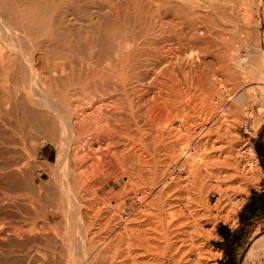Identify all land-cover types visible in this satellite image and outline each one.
<instances>
[{"label": "rangeland", "instance_id": "rangeland-1", "mask_svg": "<svg viewBox=\"0 0 264 264\" xmlns=\"http://www.w3.org/2000/svg\"><path fill=\"white\" fill-rule=\"evenodd\" d=\"M96 1H97L96 5H93L87 11V15H85L86 16L85 18L87 19L84 18V21L83 22L81 21L82 23L79 22L78 24L81 23L82 26V24L85 22L82 27L87 28L86 25H88L90 21L97 22L98 19H100V17L102 18L105 16L104 18L106 19L108 17H112L111 15H113V19L108 18L111 19L112 22H114L112 23L111 32L109 33L112 35V39H111V35L109 36L108 34H106L105 36V38L110 39L109 42L111 44L119 48L122 44L120 50L122 49L124 53L129 51L132 52L134 51V49L136 50V48H139L141 45L144 46L143 47L141 46L140 50H137L139 52L141 51V48L142 50H144L143 49L144 47L147 49L148 47L152 49L161 48L159 49L161 51H158L159 53L162 52L161 53L162 55H160V57L163 56L166 58L167 56L166 58L167 60L162 57L161 63L163 64V66L161 65V63L158 65L159 67L157 66L158 68L154 67V69L152 68L153 66L151 67L146 66V71L144 67H139V69H137L138 68L137 66H132L130 70L134 72L129 70L130 73L131 72L136 73L140 71L141 76H139L140 77L139 79L137 77H132V78L130 77L127 80V82L124 83L123 85L121 83L120 76H118L120 71V66L118 64H116L115 62L111 64L107 60H103L102 63H99V66H101L103 62L105 65L111 64L112 66L115 64L116 66L115 72L117 71L115 73V75H117L116 78H118L117 80L115 78V85H116L115 87L118 90V91L116 90L115 93L117 95H115L114 93L113 96L106 97L107 99L104 97L105 98L103 99L104 103L101 102L100 107L98 109L99 111L102 110V112L105 111V113L107 112L109 114H112V116L115 117L116 119L112 117L114 123L111 122L112 124L110 123L108 125L107 123L106 124L102 123L104 120L100 122L98 121V123L99 124L102 123L101 125L102 126L104 125L103 128L107 132V135H105L106 132H103L104 134L102 133V135H104L103 137L105 138V143H108L111 140V142H113L112 144H115V145H111V147L110 146L108 147V149L110 148L109 152L111 150L112 151L110 153H112L113 151L116 152L118 149H120L121 152L118 150L119 151L118 153L117 151L118 157L114 156L118 158V160L119 159L121 160L119 161V165H118V161L114 160V158L111 159L112 162H110V164H108L107 161L104 162L102 160H99L97 164L87 165L88 163H86V159L88 158H85L83 154L86 153V149H88L89 147L88 143L79 144V146L78 144H76V137H74L75 134L73 133L74 132L73 126H70L72 125L70 118L77 115L78 112L82 114L81 115L78 113V116L81 117L85 116V113H83V111L84 110L86 111L88 108L87 106L91 105L89 102H87L88 99L83 98L81 94L79 95L81 97L77 96L80 92H77L76 93L77 95L76 94L72 95L71 101L73 103L76 101L75 102L76 105L73 104V108L74 107L78 108V105L79 106L82 105V106H81V110H79L80 107L78 109L77 108L74 109L75 111H77L76 114L75 112H73V115H70V113H72L73 110L72 111L70 109L68 110L69 107L66 104L67 101L64 102L60 101L58 97H54L52 93H49L48 91L47 94L46 89H44V87L41 86L42 84L39 83L40 79L38 80L37 78H33V82L31 81L32 79L30 80L31 82L28 84V86L31 85L30 88L27 86L30 89V93L28 92L29 94L27 96L32 100V102H34L35 99V103H33L34 105L33 108L31 109L32 112H34L35 110H36L35 112H37L38 110L41 111V113L49 115L55 120L57 124V129L59 128L58 129L59 131L56 130V132L53 134H51L50 131L48 133V131H46L47 130L46 128V130L41 129L39 131H36L35 133L34 132L30 133L31 135L29 134L22 138L17 137L16 135H15L16 137L14 136L15 138H17V140L15 139L17 141V143H15L16 150H18L17 158L18 159L20 158L19 160L18 159L17 160L19 162L18 163L19 169L21 170L20 171L21 187H19L18 189L19 190L18 192L20 194L19 197H20L21 206L24 207L25 204H27V201L29 200V196L32 197L35 195L34 199H35V205H36L38 217H36V225H34V231H33L34 237L37 239V241L40 240L44 241L45 238V240L52 239L57 243L59 242L58 245L64 243L67 245L66 248H69L70 245L68 244L69 241L71 242V245H75L79 243L78 246L77 245L73 247L70 246V248L67 249V254L69 255L68 258L70 257L71 260L75 259L74 257L75 255L77 258V255H79L80 253L84 254L83 250H85L84 248L89 240H92L96 244L95 252L99 251V249L102 250L105 248L106 250H109L107 248H110L111 250L113 249L112 247H114L113 251L115 250L114 252L117 254V252L126 250L128 247L133 246L134 244L139 242L140 238L137 239L135 229L133 230L134 224L133 223L131 224L130 220L133 217L141 216L142 218H146V219L137 222V224L139 225L143 224L141 228L142 227L146 228L149 235L152 237V240L155 241V244L158 245V250L156 249L152 250L153 256L152 255L150 256H152V258H156V257L158 259L160 258L161 260L159 264H171L170 260H168L169 256L171 255V252H169L167 248L169 247L168 244L171 241H174L176 238L172 237V235H168V232L171 229L169 228L171 223L170 220L171 218L169 216L172 212H176L179 217L178 219L180 220L181 223L187 220H191L192 219L191 216L194 217L196 216L195 218L200 220V224H201L200 226L204 232L208 231L212 226L214 231V233L211 234V236L205 239L203 236L199 237L195 235H189L188 233H181L178 237L177 244L178 245L180 244L179 246H182V249L186 250L187 248L192 246L193 242L195 243L196 241L198 242L200 241L204 243V244L202 243L203 247L205 248L203 250L204 252L203 256L207 255L204 256V258H207L206 261L208 264H264V255H262V253L260 255V260H257L255 255H252V257L249 256L248 258L245 257L247 251L249 250V247L252 245L253 240L256 238V236L264 234V217L255 220V222H253L251 225L247 226L242 231H239V233L241 234V243L239 246H237V248L233 250L232 254L230 255L231 258H234L233 262H230L229 259H227L225 262L223 261L224 252L221 248L218 247L217 244V242L222 241V237L219 236L217 232L218 225H226L231 230H235L240 225V221L238 217L239 211L244 205V203L247 201L251 193V190L252 189L261 190V188H264V165H262V162H260V158L258 154L254 153L253 156L254 158L252 157L254 159V166H253L254 168H249L248 159L246 158V154H245V150L248 151V148L251 147V144H255V141L264 142V112H262L264 111V106L259 105V103H257L255 107L249 111L248 114L244 115V120L241 123L234 124L233 126H230V119L229 120L228 118L225 119L226 122L224 123V127H222L224 128V130L222 128L213 130L209 134V136H206L205 132L201 128L203 122L208 123L209 121L207 120L209 119L207 112H210L211 105H216L217 102L222 101L217 104L218 110H216V112L218 111V114H221L220 113L221 111L219 110L221 106L224 105L227 106L230 102L234 101V98H232L231 100L228 99L224 88L221 86L222 83L221 82L219 83V81L215 80L213 76L209 75L211 72V68L208 67L207 62L214 59L213 57L215 56L213 55L216 54L215 53L216 48H218L217 50L220 51V52L217 51V53L219 52V55H223L225 50V48L223 47L226 46L227 40L232 38L235 41L234 43L235 51H237L236 50L237 48L241 49L236 52L239 58H243L246 60L248 58L246 52H248L250 53L248 55L252 57V59H254L255 61L259 62L261 59H264V0H254V3L253 0H247L248 3L245 5V8L248 7L249 10L251 9L250 11L248 10V8L246 10L244 8L243 11L241 10L240 3H242L243 0H239L242 1V2L238 1L239 3L237 2V0H234L233 1L234 3L231 1L228 2L227 0L226 1L225 0H190V1L188 0H113L112 1L111 0V2L110 0L107 1L96 0ZM244 3H246V0H244V2L242 3L243 7H244ZM112 4L117 5V8L115 7V5L112 6ZM238 5L240 7L239 9L237 7ZM109 6H111L112 9ZM212 6L216 9H213ZM127 7L129 8V10H127L128 9ZM114 8H116L117 10H119L120 8L119 12L121 11L122 8V12L120 13L118 11L116 12V9L113 11ZM184 9L187 12H185ZM188 9L190 10L188 11ZM123 11L125 12L128 11L127 14L129 13V15H127ZM110 12H112L113 14H111ZM192 13L193 15L196 14V16H192ZM246 13H249L248 14L249 17L247 16ZM115 14H117L118 16ZM186 14L189 16V18L188 16H186ZM250 15L252 16V18L250 17ZM115 16H117L118 19ZM125 16H127L126 19L124 18ZM129 16H131L130 19H128ZM193 17H195L196 19ZM190 18L192 21L190 20ZM114 19H117V22ZM199 19L202 20L200 21ZM127 20L130 21L128 22ZM100 21L102 22V19H100L98 23H101ZM118 21H120L121 23L120 22L118 23ZM122 21L124 22L122 23ZM187 21L190 23H188ZM124 23L126 28L124 27ZM131 26L135 27L134 33L135 32L140 33L137 36H135L136 42L133 41V38L135 39V37H134V33L132 34L133 28ZM190 26L192 27L190 28ZM128 27L132 28V30H130V28ZM214 27L215 29H213ZM119 28L121 31H119ZM85 32L83 33L84 35L86 34ZM112 32L115 33L117 32V34L115 33L112 34ZM217 33L219 35H217ZM4 34L3 36L1 34V36L4 38L0 36V47L1 49H3L5 55H10L13 52H15L14 50L19 48L20 50L24 49L22 48L24 45H26L24 44L26 43L24 41V38L18 39L15 38L16 36L14 35L15 37L13 39V34L12 35L5 34V36ZM158 34L160 35V37ZM94 36L93 38L95 37L97 38V36L95 37ZM9 37L12 38L10 39ZM7 38H9V40ZM128 38H130V41H128L129 40ZM145 38L146 40H143ZM150 38L151 39L153 38V40H151ZM160 38L163 39L161 40ZM165 38L168 40L167 42ZM116 39H118V42ZM131 39L133 42L131 41ZM122 40L125 41L123 42ZM157 40L159 41L158 42L159 47L156 45ZM20 41L24 42L23 45H21L22 42ZM96 42H93V44H91L90 50L97 53V50L102 49L104 47V44L102 42L98 43L99 41L97 43ZM13 43L14 44L21 43V44L18 47L15 46ZM223 44L225 46H223ZM94 46L96 47L93 48ZM26 49L27 48H25V50ZM94 49L96 51H94ZM222 50L223 52H221ZM26 51H30V50L27 49ZM182 51L184 54L193 56L191 57L193 58L192 60H195L194 62L196 63V65H198V68L203 70V72L207 74L208 78L200 77L199 79V76L197 75L196 73L197 71H195V69H189L185 66H181L180 64H178L175 56L177 57L180 54V52L182 53ZM189 52L191 54H189ZM170 57L175 59V61L172 60ZM196 60L198 63L196 62ZM164 67H166L167 69ZM105 68L107 69L106 66ZM177 68L178 70H176ZM181 69H183L185 72L182 71ZM142 70L143 72H141ZM169 70H171L172 72ZM144 73L147 74L145 75ZM196 75L198 78L196 77ZM189 77H191V79ZM257 78L258 76L255 75L253 80H251L248 83H243L242 84L243 88L241 87L240 91L245 90L247 87H251V86L258 87L257 86L259 85L258 81H262V80L260 78L258 79ZM201 79L202 80L204 79V81H202ZM142 80H144L143 81L144 83L142 82ZM195 80L198 82H196ZM240 80L242 81V79ZM35 82H37V85ZM116 82H119V84ZM129 83L131 84V86ZM261 86L262 88H264V85L261 84ZM134 88L135 89L137 88L142 92L137 91L136 89L135 91L138 93L137 94L134 91ZM29 89H27V91H29ZM94 89L95 88L92 89L93 90L92 95L95 93ZM142 89H144V91ZM217 89L219 91V94L217 93L218 92ZM34 91L36 92L35 93L36 95L34 94ZM118 92H120L121 95ZM44 93H46V95H44ZM161 93L163 94L162 96ZM97 94L98 93H96V96ZM127 94L130 96H127ZM131 94H135V95H131ZM48 96H50L49 97L50 99L48 98ZM75 97H77L76 100ZM261 97L262 99H264V95H261ZM55 98L57 102L54 100ZM80 98L81 99L83 98V102H80L81 100ZM30 99L28 100L30 101ZM77 100L80 103H78ZM81 103L83 104L86 103L87 105H83ZM53 104L56 106L55 108H53L54 107ZM63 105L65 106L63 107ZM66 106L68 107L67 111L68 112L70 111L69 113L66 111L65 108ZM260 106L261 109H259ZM58 107H59V111H58L59 113H57ZM38 108H41L42 110L41 109L39 110ZM49 108L51 109V111ZM62 108L64 109L62 110ZM60 110H62L63 112ZM65 112L67 113L65 114ZM55 113L57 115L60 114L59 116L60 118ZM61 113H63V115ZM115 114L117 115V117ZM62 116H64L65 118L64 121L61 119ZM59 119L63 122H59L60 121ZM67 119H70V121ZM135 123H137L138 125L139 124L144 125L143 127H145L143 128L142 131L144 132L145 130V133L143 134V136L145 135L144 145L134 144V141L132 140V136H133L132 130L134 127L136 128L137 125ZM106 127L109 128L107 129ZM220 130H222L223 132ZM108 131H110V133ZM67 132H71L72 135ZM127 133L130 135H128ZM176 135L177 136L179 135V137H177ZM173 136L176 138H174ZM108 138L110 140H108ZM117 139L119 140V142H117ZM122 141L125 142L123 143ZM131 141H133L132 142L133 144H131ZM159 148L161 149V151L159 150ZM165 148L167 149V151ZM168 149L169 151L173 150V152L171 151L169 153ZM72 153L77 154L79 158L78 157L76 158H78L79 160L76 158L73 159L75 155H73ZM171 153H173L175 156H173V154ZM168 154L169 156L172 155V157H169L170 158L169 163L168 161H166L168 158L167 157ZM82 155L83 157H80ZM209 159L212 160L209 161ZM184 160H187L186 163L184 162ZM223 160H225V162ZM228 161L230 163L231 162L234 163V165L232 166L234 169L233 168H231L230 170L225 169L229 173L228 172H224V174L221 173L220 177L222 178V180L224 179L227 180L226 175L230 173H233L234 175L236 174L237 176L233 180L228 181V185L231 184V188H232L230 192V194H232L231 197L233 198V201H235L238 204L236 208L235 219L232 221H228L226 223L222 221H215L213 223L211 219L206 217V214H208L207 209L210 206H212L217 200V193H216L217 179H215L216 177L214 178L215 174L213 172L218 168L220 170L222 169L224 170L223 164L228 163ZM164 162L166 164L165 165L166 167L164 166ZM112 164L113 165L115 164V166L117 165V167L113 166ZM113 167L118 169L113 170ZM121 167L123 169L124 168L127 169V167L131 168L130 170H128L131 175L128 176V174H123ZM249 169L250 171L252 170L254 174L258 176V182L255 184L251 183L250 180L246 178L247 177L246 173L247 171H249ZM113 171H115L116 173L115 175H112ZM238 172L239 173L242 172V173H240L239 175ZM237 173L239 176L237 175ZM167 174L168 176L169 175L170 176L168 177ZM80 175H81V179H80ZM168 178L173 182L176 179L178 180L179 185L177 189L172 190L169 187H165L166 184L168 183L167 182ZM165 181L166 183L163 184V182ZM239 185H243L244 190L242 191L238 190L240 187ZM114 186H116L115 190H117V187H119V189H121V192L119 193L115 192L116 193L115 194L114 191L112 190L113 189L112 187ZM27 190L28 191L30 190L31 193L28 192ZM27 193H30V195ZM80 194L82 195V201L80 198ZM77 195L79 196L77 197L78 199L75 197ZM25 198L26 199L28 198V200H26ZM126 198L127 199L133 198L135 204L133 208H131L130 210L127 209L125 210L126 212H122V203L123 200ZM233 201H231L230 204H232ZM98 209L106 210V211L108 210L107 216L104 219V223H103L104 225L102 228H99V230L87 226L88 218H86V215L84 213L85 211L87 212L89 210L88 211L89 215L90 213L92 215L93 213H95L94 211ZM64 210L66 211L65 213L69 214L68 217L64 216L61 213V211L64 212ZM80 212H82L85 216L84 215L78 216V213ZM53 214H55V217L51 219V216ZM16 215H18L16 219L17 220L19 219L18 225L21 228L22 233L19 238H17L16 236L11 237V235L6 236L7 241L10 242L21 241L26 239L28 236V234H26L25 232L29 228L28 223L24 220V217L22 215L20 214H16ZM81 219L82 220L84 219L83 220L84 223L82 222ZM88 236L91 238L89 239ZM112 239L114 241L113 242L114 246L111 245ZM102 241H107V242L109 241V244L107 242L102 243ZM73 242L75 244H73ZM81 244H83L84 247ZM81 247H83L82 251L80 250ZM80 256L81 255H79V257ZM244 257L247 259L244 260L245 259ZM34 258L35 259L39 258L40 260V258L42 257H40V255L37 256L35 255ZM35 259H34L35 264H39L42 261V259L40 261L36 259L38 261L36 263ZM152 264H158V263L154 261Z\"/></svg>", "mask_w": 264, "mask_h": 264}, {"label": "bare ground", "instance_id": "bare-ground-1", "mask_svg": "<svg viewBox=\"0 0 264 264\" xmlns=\"http://www.w3.org/2000/svg\"><path fill=\"white\" fill-rule=\"evenodd\" d=\"M188 1H190V0H188ZM227 1L233 2L234 0H227ZM238 1L239 0H237V2ZM96 2H97L96 0H0V36H1V34L3 36L4 33L10 34V35L13 34V39L16 36L15 38H18V39L24 38V41L26 42V43H24V42L20 41V42H22V44L20 43L21 45H23V43L26 44V45H24L25 47L24 46L22 47L24 49L23 50H20V48L16 49V50H14L15 52H13L10 55H5L3 49H1V47H0V240H1V242H0V264H35L34 263L35 262L34 261L35 255L36 256L40 255V257H42V258H40V260L42 259V261H41L42 263L40 262L39 264H152L154 261L158 264L160 263V260H161L160 258L159 259L157 257L152 258V256H153L152 250H154V249L158 250V245L155 244V241L152 240V237L149 235L147 229L144 227L141 228V226L143 224H140V225L137 224V222L143 221L146 218H142L141 216H136L130 220L131 224L132 223L134 224L133 230L135 229L136 237H137V239L140 238V240L138 243H136L134 245L132 244L133 246L128 247L126 250H122L121 252H117V254H116L114 252L115 250L113 251L114 247H112L113 249H111V250H110V248H107L109 250H106V248H105L102 250L99 249V251L95 252V245L96 244L92 240H89L87 244H86L87 241L85 242V244H86V246L84 248L85 250L82 249L84 247V245L81 244V245H83V247H81L80 250L81 251L83 250L84 254L82 253L83 254L82 255L80 253L79 255H81V256L79 257V255H77V258L75 255L74 256L75 259L71 260L70 257L68 258L69 255L67 254V249H69L70 246L71 247H73L75 245L78 246L79 243L75 244L73 242V244H75V245H71V242L69 241L70 242V243L68 242V244H70L69 248H66V246H67L66 244L61 243V245L60 244L58 245L59 242L57 243L56 241H53L52 239L45 240V238H44V241L43 240L37 241V239L34 237V232H33L34 231V225H36V217H38L37 216V209H36V205H35V199H34L35 195L33 194L34 196H32V197L29 196V200H28V198L27 199L25 198L28 201L24 207L21 206V204H20V197H19L20 194L18 192L19 191L18 189H19V187H21V185H20V183H21V179H20L21 178V172L20 171L21 170L19 169V165H18V163H19L18 160L20 158L19 159L17 158V153H18L17 151L18 150H16V144H15V143H17V141H16L17 138H15V137L17 136V137L22 138V137L29 135L30 133H33V132L35 133L36 131H39L41 129L46 130V128H47L46 131H48V133L50 131V133L53 134L56 132V130L59 129V128L57 129V124H56L55 120L52 117H50L49 115L41 113V111H38V110H37V112H35L36 111L35 109H34L35 111L33 110L34 112H32L31 109L33 108V105H34L33 103H35V99L33 98L34 102H32V100L27 95L30 93L29 88L31 86V85L28 86V84L31 81L33 82V78H37L38 80L40 79L39 83H41L42 84L41 86H43L44 89H46V92L48 91L49 93H52V95L54 97H58L60 101H63V102L67 101L66 104L68 105L69 108L66 106L65 107L66 111H67V108H68V110L69 109L71 111L73 110L72 113H70V115H73V112H75V114L77 113V111L74 110L77 107L73 108V104L76 105V103H75L76 101L74 103L71 101L72 95H75L77 92H80L78 95L77 94L76 95L79 96L81 94L83 96V98L88 99L87 102H89L91 105L87 106L88 108L86 107L87 108L86 111L83 109L84 110L83 113H85V116L84 117L78 116V113H79L78 112L77 115L70 118L72 125H70V124L69 125L73 126V131H74L73 133L75 134L74 137H76V144H78V146H79V144L88 143L89 147H88V149H86V153L83 154L85 158H88V159H86V163H88L87 165L97 164L99 160H102L104 162L107 161V163L110 164V162H112L111 159H113V158H114V160L118 161V165H119V161H121V160L120 159L118 160V158H116L114 156L118 155L120 149H118L119 151L117 150L118 153H117V151L116 152L113 151L112 153H110L112 150L109 152L110 148L108 149V147L109 146L111 147V145H115V144H112L113 142H111V140L109 138H108V140H110V141L108 143H105V138L103 137L104 135H102V133L106 132V130L103 128L104 125L102 126L101 124L107 123V125H108L111 122L114 123V121L112 120L113 116H112V114H109L107 112L105 113V111L102 112V110H100L101 111L100 112L98 110L100 107V103L101 102L104 103L103 99H105L106 97L113 96L115 91L117 90V88L115 87L116 86L115 85V78L117 76V75H115V73L117 72V71L115 72L116 66H115V64L111 66V64L115 62L116 64H118L120 66V71H119L118 76H120V80H121V83L123 85L124 83L127 82V80L130 77L131 78L137 77L139 79L140 78L139 76H141L140 71L136 72V73H132V72H134V71L130 70V68L132 66H137L138 67V68L136 67L137 69H139V67H144L145 71H146V66H148V67L153 66L152 68L154 69V67L156 68L162 61L161 58L163 56L160 57V55H162L161 54L162 52L161 53L158 52V51H161V50H159L161 48H159V49L153 48L152 49V48L148 47V49H147L144 47L143 48L144 50H142V48H141V51L139 52L137 50H140V47L144 46V45L140 46V44H139L140 47L136 48V50L134 49V51H132V52L129 51V52L124 53L122 51V49L120 50V48L122 47V44H121V46L119 45L120 48L115 47L113 44H111L109 42L110 39L105 38V36H106V34H108L109 36L111 35L109 33L111 32V26H112V23H114V22H112L111 19H108V18L113 19V15H111L112 17H108L106 19L104 18L105 16L102 18L100 17V19H102V22L100 21L101 23H98V21L100 19H98L97 22H91L90 21V23L89 24L87 23L88 25H86L87 28L86 27L83 28L82 26L85 22L82 24V26H81V23L84 21V18L86 17L85 15H87L88 9L90 7H92L93 5H96ZM110 2H111V0H110ZM239 2H242V1H239ZM243 2H244V0H243ZM242 3H240V7H241V10L243 11L245 8V5L248 3V1L246 0V3H244V7H243ZM253 3H254V0H253ZM114 5L112 4V6H114ZM109 7L112 9L111 6H109ZM115 7L117 8V5H115ZM237 7H238V9L240 8L239 5ZM116 8H114L113 11ZM247 8H245V10ZM123 9H126V8H123ZM190 9H188V11ZM213 9H216V8L213 7ZM119 10H120V8H119ZM119 10L116 9V12L117 11L119 12ZM127 10H129V8ZM248 10H249V8H248ZM110 11H112V10H110ZM184 11H185V9H184ZM120 12H122V8H121ZM123 12H125V11H123ZM127 12H125V13L127 14ZM185 12H187V11H185ZM110 13L113 14L112 12H110ZM246 14L249 17V15H248L249 13H246ZM115 15H117V14H115ZM119 15H121V14H119ZM127 15H129V13ZM117 16H115V17L117 18ZM186 16H188V15L186 14ZM192 16H196V14L193 15V13H192ZM126 17L127 16H125L124 18L126 19ZM250 17L252 18L251 15H250ZM130 18H131V16H129L128 19H130ZM188 18H189V16H188ZM193 18H195V17H193ZM85 19H87V18H85ZM117 19H114V20H116V22H117ZM190 20H191V18H190ZM199 20L201 21L202 19H199ZM87 21H89V20H87ZM120 21H121V19H120ZM120 21H118V23ZM193 21H194V19H193ZM79 22H81V23L78 24ZM123 22L124 21H122V23ZM133 23H132V25H133ZM188 23H190V22H188ZM194 23H196V22H194ZM76 25H78V26H76ZM194 26H196V25H194ZM194 26H193V28H194ZM124 27H125V23H124ZM145 27H147V26H145ZM191 27L192 26H190V28ZM128 28H130V27H128ZM132 28H133V32L132 31L131 32L133 34L135 27L133 26ZM132 28H130V30H132ZM84 29L86 30V32ZM213 29H215V27ZM119 31H121L120 28H119ZM84 32L86 33L85 35L83 34ZM124 32H126V31H124ZM114 33L115 32H112V34H114ZM127 33H129V32H127ZM205 33H207V32H205ZM5 34H4V36H5ZM115 34H117V32ZM138 34H140V33L135 32L134 37L137 36ZM212 34H214V33H212ZM94 35L97 36V38ZM217 35H219V34L217 33ZM93 36L95 38H93ZM113 36H115V35H113ZM215 36H216V33H215ZM159 37H160V35H159ZM162 37H164V36H162ZM176 37H177V34H176ZM186 37H188V36H186ZM2 38H4V37H2ZM9 38L11 39L12 37H9ZM9 38H7V39L9 40ZM130 38H128L129 39L128 41H130ZM153 38L152 39L150 38V39L153 40ZM181 38H182V36H181ZM111 39H112V35H111ZM150 39H149V42H150ZM116 40L118 42V39H116ZM135 40H136V37H135V39L133 38L134 42H136ZM143 40H146V38ZM188 40H189V38H188ZM96 41L97 42L99 41L98 43L102 42L104 44V47L100 50L98 49L99 52L97 50V53L90 50L91 44H93V42H96ZM131 41H132V39H131ZM167 41L168 40L166 39V42ZM223 41H225V40H223ZM158 42L159 41L157 40V44L155 43L157 46H158ZM147 43H148V41H147ZM234 43H235L234 39H232V38L228 39L226 46L223 44V46H225V47H223V48H225L223 55H219L220 51L217 50L218 48H216V52H215L216 54L213 55V56H215V57H213L214 59L210 60V61H208L206 59L208 61L207 62L208 67L211 68V72H210V74L209 73L208 74L213 76V78L215 80L219 81V83L220 82L222 83L221 86L224 88L228 99L231 100L232 98H234V101L230 102L227 106H225V105L221 106V108L219 109L221 111L220 112L221 114H218V111L216 112V110H218L217 104L222 102V101L218 100L219 102H217V104H216L217 107H216V105H211L210 112H207V114L209 116L208 117L209 119H207V120H209V121H208V123L203 122L201 125V128L205 132L206 136H209V134L213 130H217L219 128L224 127V123L226 122L225 119H227V118H228V120L230 119V126H233L234 124L241 123L244 120V115L248 114L249 111L252 110L257 103H259V105L264 106V99H262V97H261V95H264V88H262V86H261V84L264 85V59H261L259 62L255 61L254 59H252V57H250L248 55V54H250L248 52H246L247 56H248V58L246 60L243 58H239V56L236 54V52L238 50H241V49L237 48L236 49L237 51H235ZM20 44L15 43L14 45L19 47ZM134 44H136V43H134ZM157 46H155V47H157ZM95 47L96 46H94L93 48H95ZM150 47H151V45H150ZM160 47H161V45H160ZM25 48H27L30 51H26L27 49L25 50ZM156 49H158V50H156ZM94 51H96V50L94 49ZM162 51H164V50H162ZM217 51H219V52L217 53ZM204 52H206V51H204ZM221 52H223V50ZM189 54H191V53L189 52ZM164 56H166V55H164ZM169 56H171V55H169ZM191 57H193V56L192 55L190 56L188 54H184L183 51H182V53L180 52V54L177 57L175 56L178 64H180L181 66H185L189 69H195V71H197L196 73L199 76V79H200V77H203V78L207 77L208 78L207 74H205V72H203V70L198 68V65H196V63L194 62L195 60H192L193 58H191ZM163 58L166 59L167 56H166V58L165 57H163ZM171 59L175 61V59H173V58H171ZM103 60H107L109 63H111L108 65H105L103 62L102 65H105L107 67V69L105 68V66H102V65L99 66V63H102ZM168 61H169V59H168ZM196 62H197V60H196ZM169 63H171V62H169ZM161 65L163 66L162 63H161ZM200 66H202V65H200ZM164 68H166V67H164ZM129 70L132 72L130 73ZM176 70H178V68ZM181 70L184 71L183 69H181ZM169 71H171V70H169ZM141 72H143V70ZM167 72H168V70H167ZM144 74L146 75L147 73H144ZM145 75H144V77H145ZM197 75H196V77H197ZM255 75L258 76V78H260L262 80V81H258V84H259V85H257L258 87H252L251 86V87H247L246 89L244 88L245 90L240 91L242 84L248 83L251 80H253ZM137 78H135V79H137ZM170 78H172V77H170ZM189 78L191 79V77H189ZM117 79L118 78H116V80ZM240 79H242V81ZM215 80H214V82H215ZM143 81L144 80H142V82ZM202 81H204V79ZM196 82H198V81H196ZM35 83L37 85V82H35ZM116 83L119 84V82H116ZM130 86H131V84H130ZM194 87H196V86H194ZM26 88L29 89V91H27ZM93 88H95L94 89L95 93L92 95V91H93L92 89ZM128 88H130V87H128ZM136 89L134 88V91ZM142 90L144 91V89H142ZM219 90H220V88H219ZM127 91H126V93H127ZM137 91H140V90L137 89ZM217 91H218V89H217ZM41 92H43V91H41ZM48 92H47V94H48ZM140 92H142V91H140ZM184 92H185V90H184ZM35 93L36 92L34 91V94ZM96 93H98L97 96H96ZM118 93H120V92H118ZM144 93H146V92H144ZM217 93L219 94V91ZM135 94H131V95H135ZM44 95H46V93H44ZM115 95H117V94L115 93ZM120 95H121V93H120ZM162 95L163 94L161 93V96ZM127 96H130V95L127 94ZM235 96H236V98H235ZM49 97L50 96H48V98ZM79 97H81V96H79ZM76 98L77 97H75V100H76ZM83 98L82 99L80 98L82 101L80 99H78V100H80V102H83ZM28 99H30V101ZM38 99H37V101H38ZM49 99H48V101H49ZM54 100L56 101V98ZM78 100H77V102H78ZM80 102H78V103H80ZM45 103H46V101H45ZM49 103H50V101H49ZM86 103L85 104L81 103V104L87 105L88 103L87 104ZM35 106H37V105H35ZM53 106H54L53 108L56 107L54 104H53ZM64 106L65 105H63V107ZM81 106L78 105V108L80 107L79 110H81ZM43 107H45V106H43ZM50 108H52V107H50ZM60 108H61V106H60ZM102 108H103V106H102ZM38 109L40 110L41 108H38ZM57 109H58L57 113H59L58 112L59 107ZM63 109L64 108H62V110ZM117 109H119V108H117ZM259 109H261V106L259 107ZM62 110H60V111H62ZM50 111H51V109H50ZM111 111H113V110H111ZM30 112H32V113H30ZM67 112H65V114ZM262 112H264V111H262ZM61 114L63 115V113H61ZM79 114H81V113H79ZM57 116L59 117L60 114ZM66 116H68V115H66ZM62 117H61V119L64 121L65 118H64V116H62ZM116 117H117V115H116ZM134 117H136V116H134ZM113 118H115V117H113ZM70 119H67V120L70 121ZM145 119H146V117H145ZM102 120H104L105 122L103 121L101 124H99L98 121L100 122ZM63 121L60 120L59 122H63ZM123 121H124V118H123ZM135 124H137V123H135ZM66 125H67V123H66ZM143 126L144 125H140V124L138 125L137 124L136 128L135 127L133 128L132 140L134 141V144L144 145V143H145L144 142V140H145L144 136L145 135L143 136V134L145 133V130H144V132H142V131H143V128H145V127H143ZM58 127H59V125H58ZM117 127H119V126H117ZM222 129L224 130V128H222ZM220 131H222V130H220ZM108 132L110 133V131H108ZM118 132H120V131H118ZM67 133L71 134V132H67ZM128 133H130V132H128ZM105 135H107V132ZM128 135H130V134H128ZM171 137H172V135H171ZM177 137H179V135ZM174 138H176V137H174ZM186 139H188V138H186ZM20 141H22V140H20ZM133 141H131V144H133L132 143ZM167 141H169V140H167ZM117 142H119L118 139H117ZM120 142H121V140H120ZM217 142H219V141H217ZM174 145H176V144H174ZM159 147H161V146H159ZM159 150L161 151L160 148H159ZM19 151H20V149H19ZM166 151H167V149H166ZM168 151H169V149H168ZM171 151L173 152V150H170L169 153ZM164 153H165V151H164ZM171 154H173V153H171ZM186 154H189V153H186ZM245 154H246V158L248 159L249 168H254L253 167L254 166V159H253L254 158L253 157L254 152H253L252 148L249 147L248 151L245 150ZM73 155H75V157H73V159H75L76 157L79 158V156H77V154H73ZM83 155L80 157H83ZM165 155H166V153H165ZM173 156H175V155L173 154ZM213 156H216V155H213ZM167 157L168 158L172 157V155L169 156V154H168ZM78 158H76V159H78ZM168 158L166 161H168V163H169L170 158H169V160H168ZM211 160L209 159V161H211ZM128 161H130V160H128ZM186 161L187 160H184L185 163H186ZM223 161L225 162V160H223ZM229 161H228V163L223 164L224 170L223 169L220 170L218 168L213 172L215 175L212 173L214 175V178L216 177L215 179H217V184H216L217 185L216 186L217 200L212 206H210V207L208 206L209 207L207 209L208 214H206V217L211 219L213 221V223L215 221L228 222V221H232L235 219L236 208H237L238 204L235 201H233V198L231 197L232 194H230V192H231L232 188H231V184L228 185V181L233 180L237 176H236V174L234 175L233 173H230V174L226 175L227 180H225V179L222 180V178L220 177L221 173L224 174V172H228L225 169L230 170L231 168H233L232 166L234 165V163L231 162L232 163L231 164ZM185 163H184V165H185ZM188 163H190V162H188ZM165 165L166 164L164 162V166ZM187 165H189V164H187ZM113 166H115V164ZM115 167H117V165ZM115 167H113V170L118 169ZM182 168H183V166H182ZM130 169L131 168H129V167H127V169L126 168L123 169L121 167L122 173L128 174V176L131 175L130 172L128 171ZM81 171H82V169H81ZM249 171H250V169H249ZM249 171H247V173H246L247 174L246 178H248L250 180V182L253 184L257 183L258 182V176L255 175L252 170L250 172ZM235 173H236V171H235ZM238 173H237V175H238ZM240 173H242V172H240ZM240 173H239V175H240ZM249 173H250V175H249ZM81 174H83V173H81ZM115 174H116L115 171H113L112 175H115ZM167 176H168V174H167ZM226 177H224V178H226ZM80 179H81V175H80ZM176 180H174V182H173L172 180H170L168 178V180H167L168 183L166 184L165 187H169L172 190L177 189L179 182H178V180L177 181ZM164 183H166V181L163 182V184ZM239 186L240 187L238 190H240V191L244 190L243 185H239ZM23 187H25V186H23ZM28 192H30V190ZM30 193H27V194L30 195ZM23 195H25V194H23ZM75 197L77 198L79 196L77 195ZM80 198L82 201V195L81 194H80ZM231 201H233L232 204H230ZM88 211L84 212L86 215V218H88L87 226H90V228L91 227L96 228L98 230H99V228H102L104 225L103 224L104 219L107 216L108 210L106 211V210H99L98 209V210L94 211L95 213H93L92 215H91V213L89 215ZM65 212H66L65 210H64V212L61 211V213L64 216L68 217L69 214L65 213ZM16 214L22 215L24 217V220L28 223L29 228H28V230L25 231L26 234H28V236L24 240L10 242V241H7L6 236L11 235V237L16 236L17 238H19L21 236V233H22V230L18 225L19 219L18 220L16 219V217L18 215H16ZM79 215L82 216L84 214L82 212H80V213H78V216ZM197 215H199V214H197ZM21 217H19V218H21ZM54 217H55V214H53L51 216V219ZM169 217L171 218L170 219L171 223L169 226V228H171V229L169 230L168 235H172V237L176 238L174 241H171L168 244L169 247L167 248L168 251L171 252V255L168 258V260H170L171 264H208L206 261L207 258H204V256H207V255L203 256V254H204L203 250L205 249L203 247V244H204L203 242H200V241L199 242L196 241L195 243L193 242L192 246H190L189 248H187L185 250V249H182V246H179L180 244L179 245L177 244V240H178V237L181 233H188L189 235H195V236H199V237L203 236L205 239L214 233L213 226L208 231L204 232L201 229L200 220L196 219L195 218L196 216L195 217L191 216L192 217L191 220H187L183 223H181L180 220L178 219L179 217H178V214L176 212H172ZM83 220H82V222H83ZM85 224H86V222H85ZM108 234H109V232H108ZM90 238L91 237H89V239ZM109 241L108 242L102 241V243L107 242L109 244ZM99 242H100V240H99ZM113 242L114 241L112 239L111 245L114 244ZM105 246H106V244H105ZM108 247H109V245H108ZM261 253H262V255H264V234L256 236V238L253 240L252 245L249 247V250L247 251L245 257L248 258L249 256L252 257V255H255L257 260H260ZM150 255H152V256H150ZM247 258H245L244 260H246ZM36 259L39 260V258H36ZM37 262L38 261L36 260V263Z\"/></svg>", "mask_w": 264, "mask_h": 264}, {"label": "trees", "instance_id": "trees-1", "mask_svg": "<svg viewBox=\"0 0 264 264\" xmlns=\"http://www.w3.org/2000/svg\"><path fill=\"white\" fill-rule=\"evenodd\" d=\"M254 146L260 162L264 165V142L255 141ZM238 217L240 225L235 230H231L226 225H218L217 232L222 237V241L217 242V244L224 252V262L227 259L230 262L234 260L230 255L241 243V234L239 231L251 225L255 220L264 217V188H261V190H251L247 201L239 211Z\"/></svg>", "mask_w": 264, "mask_h": 264}, {"label": "crops", "instance_id": "crops-1", "mask_svg": "<svg viewBox=\"0 0 264 264\" xmlns=\"http://www.w3.org/2000/svg\"><path fill=\"white\" fill-rule=\"evenodd\" d=\"M251 147H252V149H253V152L256 154L257 152H256V150H255V146H254V144H251ZM118 186V185H117ZM113 189V191H114V193L116 192V193H119V192H121V189H119V187H117V190H115V188H116V186H114V187H112ZM115 193V194H116ZM114 194V195H115ZM134 200H133V198H126V199H124L123 200V203H122V212H126L125 210H130L131 208H133V206H134ZM245 204V203H244ZM224 223H226V222H224Z\"/></svg>", "mask_w": 264, "mask_h": 264}]
</instances>
